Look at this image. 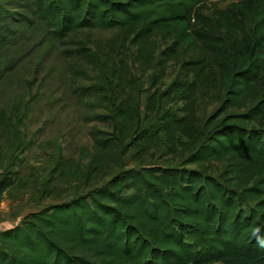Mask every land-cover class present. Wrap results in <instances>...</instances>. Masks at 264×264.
I'll use <instances>...</instances> for the list:
<instances>
[{
    "label": "trees",
    "instance_id": "trees-1",
    "mask_svg": "<svg viewBox=\"0 0 264 264\" xmlns=\"http://www.w3.org/2000/svg\"><path fill=\"white\" fill-rule=\"evenodd\" d=\"M1 1L0 50L23 29L39 27L61 46L79 30H117L129 38L141 74L152 71L141 116L126 97L97 117L114 129L91 132L86 182L102 181L118 148L119 156L179 148L187 154L183 166L196 169L121 170L0 231V264H264V0L208 14V0H12L26 2L23 13ZM62 52L92 57L81 45ZM169 64L182 77L163 86ZM199 96L222 97L203 122L195 115ZM0 138L1 201L11 184L3 157L21 143L1 110ZM212 163L223 164L217 177L206 175Z\"/></svg>",
    "mask_w": 264,
    "mask_h": 264
},
{
    "label": "rangeland",
    "instance_id": "rangeland-1",
    "mask_svg": "<svg viewBox=\"0 0 264 264\" xmlns=\"http://www.w3.org/2000/svg\"><path fill=\"white\" fill-rule=\"evenodd\" d=\"M237 1L208 0L203 13ZM1 2L8 11H25V1ZM9 27L13 29L16 25L10 23ZM78 45L88 49L92 57L63 54V49ZM155 46L157 52L162 48L158 40ZM151 73L148 70L141 74L129 38L117 30H79L63 46L49 40L39 27L9 36L7 46L0 50V110L11 124L17 125L21 143L16 152L3 157L7 168L2 171L11 184L0 201V231L29 221L31 214L48 206L65 203L102 186L121 170L196 169L193 165L183 166L187 154L179 148L171 154L159 148L143 155L128 149L122 156L117 155L118 148L113 151L117 159L110 161L102 181L93 184L96 179L90 183L84 180L82 174L92 152L91 132L109 134L114 129L111 122H102L97 117L108 114L112 101L116 104L126 97L141 116ZM157 74L154 82L158 81ZM164 74L163 86L182 77L176 64H169ZM91 86L100 87L101 92L81 93ZM219 99L199 96L196 117L203 122L215 114L222 102V97ZM180 105L171 104L173 110ZM4 147L0 138V149L3 151ZM222 166L212 163L206 175L217 177ZM249 206V202L242 203L245 209Z\"/></svg>",
    "mask_w": 264,
    "mask_h": 264
}]
</instances>
